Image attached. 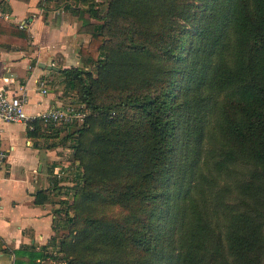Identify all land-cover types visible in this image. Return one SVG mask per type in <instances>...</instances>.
<instances>
[{"label":"trees","instance_id":"obj_1","mask_svg":"<svg viewBox=\"0 0 264 264\" xmlns=\"http://www.w3.org/2000/svg\"><path fill=\"white\" fill-rule=\"evenodd\" d=\"M83 1L90 69L59 70L87 110L57 142L79 169L54 210L69 232L15 264H264V0ZM28 40L0 17V43ZM237 161L255 169L223 230L219 178Z\"/></svg>","mask_w":264,"mask_h":264},{"label":"crops","instance_id":"obj_2","mask_svg":"<svg viewBox=\"0 0 264 264\" xmlns=\"http://www.w3.org/2000/svg\"><path fill=\"white\" fill-rule=\"evenodd\" d=\"M96 7L102 14L107 5L101 0ZM0 17L18 27L25 22L21 28L29 39L25 46L0 43V89L23 91L24 109L30 117L49 106L66 104L73 93L65 89L59 70L86 68V56L79 49L87 45L92 25L99 22L89 13L88 3L0 0ZM43 87L46 92H42ZM0 126L6 150L0 169V264H15L14 251L21 248L45 247L55 254L56 246L49 241L64 235L67 227L54 210L60 206L59 198L71 199V190L65 191L63 186L72 185L79 171L72 149L58 141L52 143L48 127L38 119L31 118L30 123L0 121ZM40 189L48 193L43 202L35 201V192ZM20 259L28 260L27 255H20ZM36 261L65 264L50 256Z\"/></svg>","mask_w":264,"mask_h":264},{"label":"rangeland","instance_id":"obj_3","mask_svg":"<svg viewBox=\"0 0 264 264\" xmlns=\"http://www.w3.org/2000/svg\"><path fill=\"white\" fill-rule=\"evenodd\" d=\"M100 1L101 0H98V3H100ZM108 39H110V40H118V39L122 40L123 35H122V33H119V34H112L111 33V36H108ZM86 68L90 69L89 67H86ZM70 92L73 93L72 98H70V100H67L66 103L67 102L72 103V104L80 107L81 105H79L78 102L76 101L74 91H70ZM81 107H83V106H81ZM85 111H87V110H85ZM81 121L77 120L73 124L78 126ZM48 129H49L48 131H49V134L51 137L50 141L52 143L59 141L61 139V137L66 132L65 127H64V123H54ZM254 169L255 168L250 164H247V163H244L241 161H237L233 165V167L231 166L221 173L220 178H219V184H221V198H222V200H224L223 203L225 205L221 204V214H217V216L215 218V222L218 221V223L221 224V229L224 230L225 224H226V218L224 217L223 213L228 211V210H231V209L234 210L236 207H239L236 205V202L239 201L240 196L242 197V195H240V187L242 184H244L247 181H250L252 179L251 175H252V172ZM71 170H72V168H71ZM59 199H61V198H59ZM71 199H72V197H71ZM66 200H69V199H66ZM121 213H122V211L116 207H112L111 210L109 211V215L115 219H120ZM68 232H69V230L67 228V232L64 235H67Z\"/></svg>","mask_w":264,"mask_h":264},{"label":"built area","instance_id":"obj_4","mask_svg":"<svg viewBox=\"0 0 264 264\" xmlns=\"http://www.w3.org/2000/svg\"><path fill=\"white\" fill-rule=\"evenodd\" d=\"M24 27L25 22L19 24ZM44 85V82H40ZM46 92V88L41 89ZM25 93L23 91L17 93H9L5 89H0V121H25L29 122L31 118L38 119L45 124L47 123H74L77 120H83L86 112L79 109L72 103L52 105L48 108L39 111L33 117L26 114L24 109ZM6 161V150L1 141V126H0V169Z\"/></svg>","mask_w":264,"mask_h":264}]
</instances>
